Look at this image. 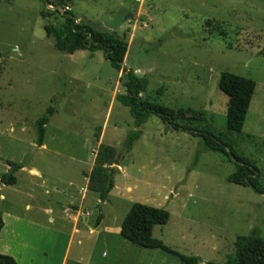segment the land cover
<instances>
[{
	"label": "rangeland",
	"instance_id": "374dc122",
	"mask_svg": "<svg viewBox=\"0 0 264 264\" xmlns=\"http://www.w3.org/2000/svg\"><path fill=\"white\" fill-rule=\"evenodd\" d=\"M65 3L78 23L127 43L123 66L147 77L148 101L191 109L177 121L232 141L237 154L254 162L264 188V0ZM56 4L0 0V178L11 169L8 162L25 165L14 173V184L0 183V238L8 250L17 256L26 245L37 259L45 254L54 262L75 225L70 255L105 251L123 264H181L121 237V223L136 202L167 210V223L155 226L153 237L200 264L223 263L238 236L264 238V195L228 182L235 166L224 154L202 152L199 137L166 127L156 115L141 125L140 138L116 166L107 199L87 188L99 144L120 150L133 119L115 98L124 92L122 72L101 50L68 54L54 47L44 25L63 22ZM222 71L255 82L238 133L226 128ZM49 106L55 112L38 146L35 122Z\"/></svg>",
	"mask_w": 264,
	"mask_h": 264
},
{
	"label": "trees",
	"instance_id": "16d2710c",
	"mask_svg": "<svg viewBox=\"0 0 264 264\" xmlns=\"http://www.w3.org/2000/svg\"><path fill=\"white\" fill-rule=\"evenodd\" d=\"M65 2L66 0H57L55 12L61 13L64 20L58 25L45 24L44 28L47 35L54 39V47L58 51L68 54L78 50L90 52L101 50L111 67L122 72L118 80L124 92L117 94L115 98L128 108L133 119L134 129L128 134L120 150H117L114 145L99 144L88 175L87 188L89 190L98 193L101 201L107 199L114 187L116 166L140 138L142 134L141 125L147 122L150 115H156L166 127L173 130H183L194 137H199L202 152L211 151L224 154L235 166L234 171L226 178L228 182L250 187L255 192L264 195V188L259 183L258 168L251 159L245 155L237 154L232 141L211 130H199L187 124H180L177 118L181 117L183 113L192 112L191 109L175 111L164 105L148 101L144 95L148 85L147 77L140 76L135 70L123 66L128 49L127 43L113 32L98 31L91 26L78 23L76 16L68 9ZM40 15L44 18L47 14L45 10H42ZM218 88L227 96L226 128L229 132L238 133L242 129L255 90V82L250 78L222 71L218 79ZM54 112L55 108L49 106L46 112L35 122L36 144L38 146L43 143L44 126ZM8 165L11 166V169L1 176L0 183L12 185L16 181L14 173L25 165L15 162H8ZM100 218L99 215L95 221V226L99 225ZM168 219L167 210L136 202L132 204L121 223L120 235L138 247L161 249L172 254L180 260L181 264H200L198 257L180 254L164 245L161 240L153 237V228L166 224ZM2 227L3 220L0 215V230ZM0 264H16V262L12 256L0 253ZM206 264L217 263L207 262ZM220 264H264V238L254 232L238 236L234 243L233 252Z\"/></svg>",
	"mask_w": 264,
	"mask_h": 264
},
{
	"label": "crops",
	"instance_id": "0c3cea01",
	"mask_svg": "<svg viewBox=\"0 0 264 264\" xmlns=\"http://www.w3.org/2000/svg\"><path fill=\"white\" fill-rule=\"evenodd\" d=\"M47 211L50 213L51 208L47 209ZM48 221L52 222L53 218L49 217ZM4 231H5V222H3V227L0 230V236ZM76 231H78V229L75 227V225H73L72 231L70 233V238L66 240L61 255L57 257L54 260V262L53 260L52 261L48 260L45 254L43 255V258L37 259L36 256H34L32 250H29V248L26 245L23 246L21 254L16 256L12 254L11 251L8 250L5 241L1 240V238H0V242L2 243V245L0 246V253L12 255L15 259L16 264H123L124 263L121 261L119 255H108L105 251H103L101 255H97V256L95 255L84 256L81 254L70 255L69 251L72 243L71 236ZM77 244H81V241L77 240Z\"/></svg>",
	"mask_w": 264,
	"mask_h": 264
}]
</instances>
